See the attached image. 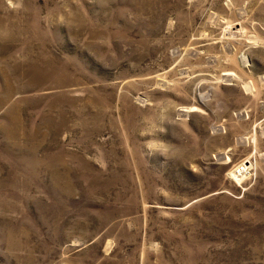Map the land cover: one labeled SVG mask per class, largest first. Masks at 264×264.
I'll list each match as a JSON object with an SVG mask.
<instances>
[{
    "label": "rangeland",
    "instance_id": "1",
    "mask_svg": "<svg viewBox=\"0 0 264 264\" xmlns=\"http://www.w3.org/2000/svg\"><path fill=\"white\" fill-rule=\"evenodd\" d=\"M0 264H264V0H0Z\"/></svg>",
    "mask_w": 264,
    "mask_h": 264
},
{
    "label": "built area",
    "instance_id": "2",
    "mask_svg": "<svg viewBox=\"0 0 264 264\" xmlns=\"http://www.w3.org/2000/svg\"><path fill=\"white\" fill-rule=\"evenodd\" d=\"M247 170H248L247 164L244 162V163L235 165L231 170V174L233 175V177L239 178L243 176V174L246 173Z\"/></svg>",
    "mask_w": 264,
    "mask_h": 264
}]
</instances>
